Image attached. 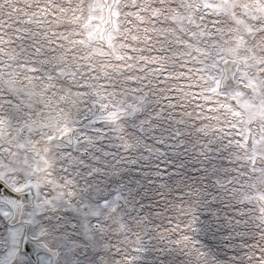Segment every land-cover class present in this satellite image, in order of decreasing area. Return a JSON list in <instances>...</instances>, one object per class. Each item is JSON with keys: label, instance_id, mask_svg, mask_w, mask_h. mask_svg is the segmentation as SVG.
Instances as JSON below:
<instances>
[{"label": "snow or ice", "instance_id": "1", "mask_svg": "<svg viewBox=\"0 0 264 264\" xmlns=\"http://www.w3.org/2000/svg\"><path fill=\"white\" fill-rule=\"evenodd\" d=\"M100 8L87 18L99 23L82 24L90 41L105 38ZM65 42L37 29L6 51L0 38L11 105L0 104V264H141L149 252L170 259L146 264H264V195L253 196L264 185V99L241 104L234 131L180 124L171 147L153 151L136 120L151 110L146 87L101 86L110 77L81 73ZM223 51L204 57L217 84Z\"/></svg>", "mask_w": 264, "mask_h": 264}, {"label": "rangeland", "instance_id": "2", "mask_svg": "<svg viewBox=\"0 0 264 264\" xmlns=\"http://www.w3.org/2000/svg\"><path fill=\"white\" fill-rule=\"evenodd\" d=\"M100 5L106 22L109 11L105 38L97 36L90 41L82 24L99 23L87 18L90 8H95L94 17L99 16ZM261 8L264 0H0V38L9 45L7 51L21 35L37 29L67 36L72 43L65 42L64 46L81 73L94 70L97 77H110L101 86L126 82L131 87H146L151 110L136 114L137 122H144L140 144L163 152L175 142L178 125L187 129L193 124L210 123L227 134L234 131L231 125L236 114L243 111V102L259 105L264 99ZM73 10L77 17H73ZM109 34L111 40L106 38ZM219 49L224 50V61L237 62L233 84L225 79L217 84L204 70L205 54ZM0 104L11 106L3 96ZM120 115L104 123L118 124ZM128 131L133 129L129 127ZM107 143L105 140V146ZM110 150L117 151L115 147ZM223 156L227 157V152ZM215 162L230 166L228 159ZM189 175L198 173L189 171ZM261 195L264 185L253 193L254 197ZM117 240L113 236L111 242ZM87 255H91L90 249ZM149 259L167 261L170 256L149 252L141 264Z\"/></svg>", "mask_w": 264, "mask_h": 264}, {"label": "bare ground", "instance_id": "3", "mask_svg": "<svg viewBox=\"0 0 264 264\" xmlns=\"http://www.w3.org/2000/svg\"><path fill=\"white\" fill-rule=\"evenodd\" d=\"M108 19H109V11L107 12V22H108ZM106 23L104 24V28H103L104 29V36H105ZM224 65L226 68L229 69L228 74H227V78L225 79V82L233 84L234 81H233L232 73L235 72V70L237 68V62L231 61V60H226V63H224Z\"/></svg>", "mask_w": 264, "mask_h": 264}]
</instances>
